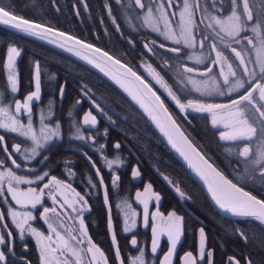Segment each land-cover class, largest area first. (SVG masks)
Instances as JSON below:
<instances>
[{
  "label": "snow or ice",
  "instance_id": "1",
  "mask_svg": "<svg viewBox=\"0 0 264 264\" xmlns=\"http://www.w3.org/2000/svg\"><path fill=\"white\" fill-rule=\"evenodd\" d=\"M117 4H121L124 8H130L132 4L138 6L141 12L137 14V18L142 20L144 26L150 30L156 32L158 35L162 36L165 40H170L174 45L182 46L185 49H194L199 45L201 48H207L209 51L207 55L200 57L194 54H186L181 57L179 53L181 52V47H171L168 51L177 53L175 60L178 64L184 67V73H179V83L180 84H191L193 88L200 92L202 95H212L216 93L218 95H231L233 92L240 93L244 90L243 94H240L238 98H233L230 104H204V103H194L192 100H187L186 103H182L180 98L171 90V87L164 81L163 77L151 65H147V70L149 71L152 78L157 84H160L168 91V95L171 99L178 105L181 111L185 109H195L201 112L212 113V124L217 125L219 123H224V127L228 131H222L220 133V139L223 141L230 142H244L242 144H237L236 146L240 148L237 153L239 157L243 158L245 165V172L248 174L246 178L252 180H258L261 184H264V120H260L256 127L253 123H256L258 117L256 113L259 114L260 118H264V103H259L257 106V100L254 98V93L258 92L259 101L264 102V84L259 82L252 85V81L256 79L259 75L261 80H264V15H261L255 22L249 26L248 22L253 21V12L249 8V0H129L128 5H123L122 0H115ZM0 5H3V0H0ZM87 8V4H84ZM105 7L108 9V14L112 16L111 7L106 3ZM79 15V12H77ZM113 23L116 24L115 17H112ZM129 23L133 30H138L136 25ZM0 24L4 26H10L15 30L26 33L31 36L38 37L42 40H47L49 43L57 44L58 47L66 49L68 52H73L75 55L80 56L81 59L87 60L88 63L94 64L95 67L100 68L101 71H105L101 67L100 63H96L94 57H89L86 54L87 50H91L92 53H99L101 59L107 57L109 61H112L115 65H120L121 68H125L126 72L132 77H135L137 81L151 93L156 101L159 102L158 106L167 115V109L163 108V101L160 97L152 91L151 87L145 83L140 76L136 74L131 68L126 67V65L121 64L120 60L113 59L109 56L107 52H102L101 49L95 48L92 44L85 43L83 40L77 39L75 36L68 35L65 32H59L52 27H45L44 25L34 23L27 19H19L17 16L11 15L9 10H6L5 6H0ZM119 30V24H116ZM210 30V31H209ZM251 31L253 35L260 38L259 46H253V50L256 52L255 63L259 65V71L256 68L249 69L245 55L243 52L249 51L247 47L241 50H237L235 45H241L244 40L248 44H253L252 36L241 35L242 33H247ZM51 34V36L49 35ZM63 37L64 42H60L57 38ZM223 46V49H228L234 54L236 60L239 61V66H243V72L249 73L247 82L241 78H236L234 80L229 79V77H236L237 73L233 68V64L228 62V56L224 54L223 50H218V44ZM68 42H73L69 45ZM157 42L155 40L149 41L144 44V47L149 51L153 52V48L149 45H155ZM77 46L86 50L82 53ZM159 48L163 49L166 47L164 43L158 45ZM215 51V57L212 58L211 52ZM155 55L156 53L153 52ZM20 56V51L14 46H9L7 48V85L6 88L10 86L11 99H6L4 92L0 91V116L4 119L0 120V130H4L5 133H14L19 137L25 138L26 146L23 150L20 144H14L12 152L8 151V147L5 143V137L0 134V150H3L6 157L11 160V164L15 168H20L21 165L17 163L16 159H11L15 153H20L24 160L35 159L41 156L45 149L50 150L51 145L57 140L62 139L61 125L58 121L52 122V104L49 103L47 107L48 115H45V110L39 108V126L35 128L33 126L32 119V104L33 102H38L41 99V70L38 61H33L35 75H34V91L27 94L24 102L22 103L20 99L16 96L18 92V71L16 66V58ZM249 59H251L249 57ZM185 60H195L196 64H211L220 65V74L223 75V84L227 85V88H221L220 84L217 83L216 79H212V85L209 87L208 81H199L195 79L192 74L198 71L195 67H187L184 64ZM223 62V63H221ZM224 65L227 66V72L224 71ZM167 60H165V67H167ZM206 73L212 72V67H206ZM109 74L110 73H106ZM115 79V77H113ZM121 87H125L123 82L120 80L116 81ZM250 86V87H249ZM125 91H128L125 88ZM61 97L63 96V88L60 90ZM87 95V93H85ZM131 94V93H130ZM133 99H136L133 96ZM79 104V101L76 102ZM94 103V102H93ZM75 107V105L73 106ZM96 108L100 109L99 105ZM226 110L225 115L228 117V122H224L222 119L217 117L216 110ZM23 110V113H22ZM20 114H23L27 118V123L25 124L21 118ZM249 114L253 123H249ZM71 116V113H69ZM151 115V113H149ZM154 120L155 116L152 117ZM167 119L171 122L173 128L178 132L179 129L175 125V121L171 119L168 115ZM48 120L49 123H45ZM161 131H165L164 125L160 124ZM97 124L96 117L92 115L91 111L83 117V123H76L72 121V127L70 128L71 139L83 141L88 143L90 141L94 142V137L86 138L83 135V127L86 125L89 128ZM259 129V131H258ZM168 135L169 140H172V136L165 131ZM183 136V134H180ZM255 138V139H254ZM185 143L187 138H184ZM250 144L255 145V150ZM175 146V144H174ZM106 145H100V149L105 148ZM115 147L118 149L120 146L116 144ZM189 147L191 145L189 144ZM180 150V149H178ZM195 152V149H193ZM88 162L94 168L96 175L98 177V183L103 186L104 190V200L106 206L108 205V185L104 184L103 176L100 174V169L96 168L95 162L92 158L87 155V153H82ZM184 155V153H181ZM199 158L200 163L203 167L193 165L197 172L208 181L209 190L212 192L213 198L216 203L225 212H229L235 216L240 217H250L260 222L264 225V199H258L257 196L251 194L250 192L244 191L242 187L237 186L232 180L227 179L220 171H218L207 159L204 158L199 152L196 153ZM185 158L188 157L185 155ZM48 160L47 155L42 156L41 163ZM119 158L116 160H109L104 157V166L109 169V171L114 172L113 164L118 163ZM191 163V161H189ZM65 164H71V161H65ZM0 167H5L4 171H0V203L5 205V208H0V264H6L8 256L6 252L13 251V238L12 231L5 222V214L10 219V222L14 225L15 230H18L19 238L24 239L25 236V225L27 224V232L36 238L39 255L42 260V264H98L102 261V264H109L108 258L104 251L101 250L94 242H92L90 237H87V230L83 220V214L86 211H90V206L88 205V200L86 197L90 193H85L81 195L76 192L71 184L65 183L64 181L58 180L56 176H51L48 171H44L42 174H36L34 179H26L14 171L12 167H6V161L0 159ZM35 171V170H33ZM68 176H74L75 173L71 168H67ZM133 177H138L140 175L139 171L134 170L132 173ZM211 176V180H209ZM45 177H49L48 181L43 183L37 191L36 187H28L27 189H21L20 184L33 185L38 182L45 180ZM239 179H245V177H238ZM120 177L118 175H113L110 183L113 188H118ZM89 185L91 188H96V183L92 182L91 177H89ZM151 188V185H148ZM62 189L71 190L75 197L78 199L73 200L71 203L65 199L63 202L57 200L55 192H60ZM47 190V193L45 192ZM148 189H145V193L139 191L136 192V201L143 205L141 222L145 228L149 227V200L152 198L147 196ZM179 191V189H177ZM5 192L10 194L11 200L15 202L16 205H21L26 207L31 205L32 209H36L37 206H41L42 211L40 216L43 222L47 225V231L54 234L56 237L53 240V235H45L44 232L38 231L35 227L28 223L29 220H35L36 216L33 215L32 211L18 212L15 210L14 206L9 203L8 196ZM183 196V193H180ZM47 195L53 200L54 204H58L60 208H64L65 205L71 207L73 212L77 213L76 219L79 220V226L77 232L82 237H87L88 246L86 249L79 247L83 243V240L78 239L77 235H73L67 229V236L62 234L57 230V227L53 223L51 217L59 216L56 207H47L43 205V198ZM156 200H159V196L156 195ZM125 203L128 209H131V204L127 201H117L116 207L119 209L120 204ZM110 212V206L108 208ZM51 214V216H50ZM137 213L134 209L131 213L124 211L123 217V227L122 231L127 233L130 232L136 226ZM22 217V219H21ZM151 219L154 221L151 226V231L153 233V240L151 245V252L155 254L158 248V241L160 236H166L167 240L170 242L169 250L164 253L162 260L159 264H172L173 256L177 251V245L181 241L183 235V217L178 216L175 212L169 213L168 217L165 218L159 212L152 214ZM131 221V222H129ZM109 229L112 232L111 239L114 245V256L117 264H125V256L127 258V264H154L153 261H146L145 252L143 247L137 248V255L132 256L130 253H126L125 256H121V250L119 244L116 240L115 231L113 229L111 216L109 215ZM245 242L248 241V237L244 232L239 231L238 233ZM7 237V239H6ZM75 242V243H73ZM55 244V247H53ZM130 244L133 247L137 246V239L132 236ZM25 250L27 246L25 245ZM213 251L211 248H207L206 244V233L203 227L199 229V241L197 255L194 256L191 251H188L180 259L182 264H197V261H205L207 257L206 264H213L212 257ZM71 254L74 260H70L67 254ZM91 253V257L86 261L84 256ZM63 256L64 259L61 260L60 257ZM23 264H31V261L26 257H21ZM226 264H241V261L235 256H228L226 259ZM245 264H254V262L247 257H245Z\"/></svg>",
  "mask_w": 264,
  "mask_h": 264
},
{
  "label": "trees",
  "instance_id": "2",
  "mask_svg": "<svg viewBox=\"0 0 264 264\" xmlns=\"http://www.w3.org/2000/svg\"><path fill=\"white\" fill-rule=\"evenodd\" d=\"M25 1L28 0H3V4L6 5L8 9L13 10L14 12L27 16V17H40L44 15L47 17L54 25L65 28L67 30H70L80 36L90 38L92 39L93 36V29L95 28L98 33L100 34V43L106 44L105 39L103 38L102 31L100 28V24L97 23V16H104L106 21L105 23L109 27L110 31L112 32V35H114L115 39L118 42V51H121L122 55L126 57V60L129 61L128 58H132L134 60L137 59L138 54V44L136 43V35H144L145 33L147 35L154 36L157 34L156 32L150 30L143 24H141L140 21H137V14L139 11H141L139 8L135 7L133 4L130 8H124L121 4H117L114 0H83L87 4V9L90 10L89 16L92 18L91 23L88 22L86 19H84L82 16L79 17V15H75L73 13L72 6L70 4V0H30L28 2L29 6ZM77 1L78 4H76L77 12H80L82 10H85L80 2L81 0H73ZM106 3L111 7L112 10V16L115 17L116 23L119 24V29L122 33V36L119 34L118 31H116L113 23L110 20V16L108 14V9L105 7ZM123 5H128L129 0H122ZM128 13V16L126 18L125 14ZM131 20V24L136 25L138 30H128L124 31L125 24ZM137 21V22H136ZM142 21V20H141ZM131 26V25H130ZM145 32V33H144ZM125 37L131 38L135 44L134 48L130 45L129 42L126 41ZM105 47V45H104ZM132 47V48H131ZM25 51H31V53H26L25 56L27 58L31 59V62L34 59H38L40 64L45 67L47 70L52 73L58 74V86L61 84L62 80L66 79V74L69 76V71L65 67H61L60 70H58V63L55 59V56L50 55L48 52H44L38 48H35L31 44H25L24 46ZM225 54L230 53V50L223 49ZM163 54H159V57L162 58L165 62V60L170 62V66L168 67H161V74L162 75H169L171 76V85L174 89V92H176L177 96L180 98V100L184 101L187 98H199L198 93L195 89L190 87V84L184 85L179 83V73H184V67L180 64H178L175 60L176 55L171 54L165 51H161ZM213 52V51H212ZM211 52V56H212ZM231 60H234L233 57L228 56ZM141 59L150 60V58L147 55L140 56L135 62L138 63ZM184 64L186 65V60L184 61ZM172 67V68H171ZM30 65L22 66V74L28 76L29 74ZM241 69V68H240ZM71 75L73 78H80L84 80H89L86 78V75H82L79 71H77L75 68H71ZM241 71V70H239ZM173 72V74H170ZM174 75V76H173ZM185 75H188L185 73ZM51 80V79H50ZM94 80V79H93ZM101 82L99 83L97 80H94L96 84L100 87L101 91L104 93L106 92V86L107 82L101 78ZM73 79H70L68 77V84H72ZM110 94L113 95V93L109 90ZM122 101H117L113 103L112 105L118 109L123 110L125 108V114L126 118L132 119V123H128L125 126L130 128L131 130H128L126 127L125 131V139L127 138L129 140V144L131 147L138 153H141L142 155H139L141 158V164L137 163L139 170H141L143 176L150 180L158 190H160L164 194V200L162 202L163 210H167L168 206L175 209H181L180 203L178 202V199L175 194L171 193L165 186L164 183L160 181V179L156 176V174L148 167H146V160H149L153 162L155 165H157L160 169H165L166 167L168 169H171L172 175L176 177L177 181L183 186V189L188 195V198L185 200V203L189 206V208L199 217L204 219V228L206 230V233L211 236L212 241H231L235 243H241L245 242L244 239L241 238V236L238 234L239 231H242L245 233V235L248 237V241L246 244H238L240 246L239 250L248 257V259L252 260L254 264H264V242L258 239L257 235L256 237L251 234V230L253 229L257 232H263L264 234V226L260 224L259 222L255 221L251 218H246L247 222L244 220V218L241 217H226L223 213L219 212L216 208L212 206V204L208 201L204 191L200 187L197 182H195L192 177L189 175V173L180 165V163L176 160V158L170 156L167 154V149L162 145L160 138L158 137L157 133L153 131V129L144 121V118L138 113V111L125 99ZM83 102V105L81 107L83 108L86 105V102L81 100ZM76 103V102H75ZM75 103H69L62 106V109L64 112L74 110ZM259 103H262L257 99V105ZM80 105V104H79ZM175 115L181 125L184 127V129L187 131V133L191 136V138L201 147V149L209 155L213 159V161L222 169L225 170V172L232 176L237 182H240L243 186L249 187L252 189L258 196H261L264 198V191L257 190L256 188H259L261 190H264V184H261L258 180L257 182L252 179H239L238 177H241L238 174V171H241L244 167V162H241L239 159H234L231 156L230 153H222V150H225L226 147L224 143H221L217 137L218 129L213 127L207 119V115L203 112H190L186 111L183 112L177 108L174 107ZM193 111V110H192ZM111 113V112H109ZM74 115L78 117L79 113L77 111H74ZM256 116L258 117V120L256 123H253L251 114H249V122L253 123L254 127L257 126L260 120H264V118H260L259 114L256 113ZM134 124L141 128L143 127V132L149 133L148 136L142 134H138L136 131V128ZM134 127H133V126ZM259 131V129H258ZM151 133V134H150ZM116 138H118L116 136ZM219 147V148H218ZM78 158V164L76 165L78 173L81 175V186L84 190H87L85 193H90V195L87 196V199L89 201L91 211L87 213L86 217L88 218L89 225L88 229L91 235L99 241L100 243H103V246H105L107 252L109 253L111 257V248L108 241V235L107 231L105 229V211L102 205L101 196H100V190L98 183L94 177V174L91 170V168L88 166V164L85 162L84 158L78 154L75 153ZM211 154V155H210ZM94 158L98 159L97 154H92ZM146 156V158L143 157ZM157 155L162 156L164 158L160 159V163H158ZM57 156V155H56ZM173 158V159H172ZM166 159L170 162H166ZM61 158H56L52 162H49L50 171H55L57 173L59 168V161ZM51 161V160H50ZM126 162L128 163L127 168H117V172L120 177V183H124L126 185H130L132 183L130 177H129V170L131 165L136 162L135 158L131 155L126 157ZM143 164V165H142ZM160 164L163 165V167L160 166ZM242 164V166H241ZM55 168V169H54ZM102 172L104 179L108 185L109 193L111 194V186H110V174L106 170V168L102 167ZM243 174V172H242ZM245 174V172H244ZM247 174V173H246ZM89 177H91L92 182L96 183V188H91L89 185ZM256 185L258 187H256ZM263 192V193H259ZM130 190H128L125 187H122L118 191V195H121L123 197L130 196ZM36 223L42 226V221L39 217H36L35 219ZM200 223L197 222L195 219H192L187 223V229L189 231L185 234L187 236V242L193 243L195 241V231L197 226H199ZM13 229V235L14 238H16V230ZM124 234L118 231V238H119V245L122 250V253L125 255L126 253H132L133 251L130 249V246L128 244V235L123 236ZM264 237V236H263ZM17 240V239H16ZM106 243V244H105ZM182 244H186V238L183 240ZM15 251L17 250L18 243L15 244ZM216 248V251L218 253H222V260L221 263L223 264L225 255L228 251H232L229 244H211ZM134 254V253H133ZM28 258H34L35 257V251L33 249H28V254H24ZM237 256L240 258V256L237 254ZM113 258H111L112 260ZM244 261V260H243ZM23 264V263H21ZM113 264V262H112Z\"/></svg>",
  "mask_w": 264,
  "mask_h": 264
},
{
  "label": "rangeland",
  "instance_id": "3",
  "mask_svg": "<svg viewBox=\"0 0 264 264\" xmlns=\"http://www.w3.org/2000/svg\"><path fill=\"white\" fill-rule=\"evenodd\" d=\"M53 1V0H52ZM82 1V3L80 2V4H81V6L82 7H84V4H85V2L83 1V0H81ZM115 1V0H114ZM263 1L264 0H260V2H259V6H258V8L256 9V13H257V15H256V17H255V11L253 10V8H252V4H255L256 2H254V3H252L250 6H249V8L252 10V12H253V15H254V19H253V21H249L248 22V24H249V26H251L254 22H255V20L256 19H258L261 15H264V3H263ZM26 3H27V5L29 6V4H28V2H30V0H28V1H25ZM34 2H35V0H34ZM142 2H143V0H142ZM70 4H71V6H72V9H73V13L77 16V13L75 12V6H76V4H78V2L77 1H73V0H70ZM134 5V4H133ZM135 7H137L138 8V6H136V5H134ZM85 8V7H84ZM142 11V10H141ZM141 11H139V12H141ZM89 12H90V10L89 9H85V10H82V11H80L79 12V17L80 16H82L84 19H86L88 22H90L91 23V21H92V18H90V16H89ZM128 16V13H126L125 14V17L124 18H126ZM96 20H97V23L98 24H100L102 21H106V19H105V17L104 16H101V17H98L97 16V18H96ZM137 21H140L141 22V24H143L142 23V21L140 20V19H138L137 18ZM136 21V22H137ZM124 29H126V30H124V31H128V30H133V28L128 24V22L125 24V26H124ZM133 31H136V30H133ZM210 31V30H209ZM145 33V32H144ZM110 34V33H109ZM111 35V34H110ZM146 35V33L144 34V35H141V33L139 34V35H136V37H137V40H139L140 38H142V37H144ZM242 36L243 35H248V36H252V38H253V44L252 45H250V44H248L247 43V41L246 40H244L243 42H242V44L241 45H237V46H240L242 49L244 48V47H247V49H249V51H246V52H243L242 54L243 55H245V58H246V63H251L252 61H251V59H249V57L251 56V55H253V58H254V60L256 59V52L253 50V46L255 45V46H259V42H260V38L258 37V36H255V35H253V33L251 32V31H249V32H247L246 34L245 33H242L241 34ZM163 40H164V42L162 41V40H158L157 38H154L153 36H151V35H149V37H146V38H144L143 39V41H144V43H142V47H141V49L143 50L142 51V53H143V55H147L149 58H150V60H143V62H141L143 65H144V70L145 71H147V72H149L148 70H147V65H151V67L153 68V69H155L157 72H159V73H161V67H164L165 66V62H164V60L162 59V58H160L159 57V54L161 53V54H163L161 51H165V52H168V53H171V54H175V55H177V53H173V52H171V51H168V48H171V47H181V52L179 53V55L181 56V57H183V56H185L186 54H194L195 56H200V57H202L203 56V54H205L206 52L203 50V49H201V47L199 46V45H197V47L196 48H194V49H185V48H183L182 46H178V45H174L170 40H165L162 36H160ZM149 39H153V40H156V41H158L159 43H164L165 45H166V47L167 48H163V49H161V48H159L158 47V44H155V45H149L150 47H152L153 48V52H155L156 54L154 55L153 54V52H149L148 50H145V47H144V44L145 43H148V40ZM112 44L116 47V44H115V42L114 41H112ZM218 44V50H222V45H219V42L217 43ZM233 45H235V44H233ZM22 46L24 47L25 46V44H22ZM110 50H112V49H110ZM208 49H207V53H208ZM225 54V53H224ZM250 55V56H249ZM163 56H165L164 54H163ZM215 57V52L213 51L212 52V58H214ZM191 62H193V63H196L195 62V60H190ZM221 63H223V62H221ZM167 64H168V66H170V62L169 61H167ZM167 66V67H168ZM209 66H212V72L209 74V76H207V75H203L201 78H199L198 76H196V75H194L193 73L192 74H189V75H193L194 77H195V79H197V80H199V81H208V83H209V87H211V85H212V79L213 78H215L213 75H215L216 73H217V69H218V72H219V70H220V65H218V67L216 68V66L214 65H211V64H208V63H206L205 64V66L204 67H209ZM254 68H256V70H257V72L259 71V65L258 64H256V63H254ZM172 68V67H171ZM233 68H234V70L236 71V67H235V65H233ZM224 71H225V73L227 72V66L226 65H224ZM170 74H173V72H171ZM174 76V75H173ZM248 76H249V73H247V77H246V79H243V78H241V77H239V76H236V77H229V79H230V81L231 80H234V79H236V78H241V79H243V80H245V82L247 81V79H248ZM257 76H259V75H257ZM221 78L223 79V75H221ZM163 79H164V81L170 86V87H172V85H171V83H170V81H171V76H169V75H165V76H163ZM216 79V78H215ZM216 81H217V83H219L218 82V80L216 79ZM257 82H259V83H261V84H264V80H261L260 79V77L258 78V79H255V80H253V84L252 85H255V83H257ZM221 86V85H220ZM223 88H227V85H224L223 87H222V89ZM194 89V88H193ZM166 90V89H165ZM171 90H172V88H171ZM167 91V90H166ZM173 91V90H172ZM76 92H77V90L75 89V88H70V89H68V93L65 95V97H64V101H63V105H65V98L69 95V93H70V95L72 94L73 96L76 94ZM168 92V91H167ZM174 92V91H173ZM175 94H176V92H174ZM214 95H218V94H216V93H213ZM177 95V94H176ZM254 95L257 97V99H259L258 98V92L257 93H254ZM171 98V97H170ZM23 101L25 100V97H24V99H22ZM194 103H204V104H213V102L212 101H208V102H203V101H201V100H192ZM174 102V101H173ZM49 103L50 102H47V103H45L44 105H43V107H48V105H49ZM182 103H186V101L185 102H182ZM230 104V103H229ZM62 112L63 111V109L62 108H60V109H58L57 110V114L59 113V112ZM225 111L226 110H223V109H220V110H216V114H217V117L218 118H220V119H222L224 122H228V117L225 115ZM64 112V111H63ZM212 113H210L209 112V116H210V121H211V123H212ZM67 120L69 119V117L67 116V115H65L64 116ZM4 119V117H1L0 118V120H3ZM128 118H123V120H117V127L122 131H119L118 129H114L112 132H111V135L112 136H117V134L119 133V132H121L123 135H125V133H126V131H125V129H126V127L127 126H125L126 124H128V123H131V124H133L132 123V119H129V120H127ZM128 122V123H127ZM133 126V125H132ZM134 126H135V128H136V131H137V133L138 134H142L143 135V137H144V135H146V136H148V138H149V134L147 133V132H143V127H141V128H138L135 124H134ZM133 126V127H134ZM216 126H221V129H222V131H228V129H226L225 127H224V123H219V124H217ZM128 128V127H127ZM128 130H131L130 128H128ZM151 134V133H150ZM122 137V136H121ZM255 139V138H254ZM125 141L126 142H129V140L126 138L125 139ZM120 147H119V150H118V152H123L124 153V155L127 157V156H129V155H131V156H134V157H136V158H138L139 160H140V163H141V158H140V156L139 155H142L141 153H137L133 148H131V147H129V146H127V145H125V144H123V143H121L120 145H119ZM250 146L251 147H253V149H254V144H250ZM238 150L240 151V148H238ZM223 152H225L226 153V151L225 150H223ZM101 157V161L104 163V157H106V156H100ZM143 157L144 158H146V156H144L143 155ZM118 157H117V155H115L113 158H108L107 157V159H109V160H116ZM0 159H3V158H1V156H0ZM124 159V158H123ZM125 160V159H124ZM78 158H76V163L78 164ZM146 162H147V160H146ZM145 162V163H146ZM76 164V165H77ZM115 164V163H114ZM143 165V164H142ZM116 166V165H115ZM6 167H8L7 165H6ZM113 167V166H112ZM146 167H147V164H146ZM75 168H76V166H75ZM113 168H115V167H113ZM242 169V171L243 172H245V168H241ZM5 170V167H0V171H4ZM76 170H77V168H76ZM15 171V170H14ZM16 172V171H15ZM246 173V172H245ZM77 174H78V176L81 178V175L78 173V171H77ZM113 175H115V173L113 174ZM240 176H241V174H239ZM113 177V176H112ZM129 177H130V179H131V173H130V170H129ZM48 179H49V177L47 178V179H45L44 181H42L41 183H39V184H37V185H34L33 187H36L37 188V191H39V189H40V187H42L43 186V183H45V182H47L48 181ZM58 180H61V179H59V178H57ZM61 181H64V180H61ZM66 181L69 183V184H72L74 181H75V178H74V176H67V178H66ZM66 181H64L65 183H67ZM132 181V180H131ZM136 185H137V183H135V182H133L132 181V183L130 184V185H126V184H124V183H120L119 182V186H118V189L120 190L122 187H125V188H127L128 190H130V192H132L134 189H135V187H136ZM20 187V186H19ZM21 189H24V187H20ZM72 188H74V187H72ZM75 189V188H74ZM114 189V188H113ZM257 190H260V191H264V190H261V189H259V188H256ZM70 190V189H69ZM69 190H64V189H62L60 192H55L54 194L56 195V197H57V200H59V201H61L62 202V200H61V198H64V199H67L68 200V202L69 203H71L73 200H75V199H78L77 197H75V195H74V193H72L71 195H68V194H70L69 192ZM75 191L76 192H78L76 189H75ZM45 192L47 193V190H45ZM72 192V191H71ZM79 193V192H78ZM259 193H263V192H259ZM82 195V194H81ZM67 196H69V197H67ZM116 197H114V198H111V212H112V217H113V219H114V222H115V224H116V227H117V229L118 230H122V225L120 224V225H118L119 223H121L120 221H121V219L122 218H120V216H124V211H126V209H124L122 206L118 209L117 207H116ZM126 201H128V200H126ZM130 203V202H129ZM43 205L44 206H47V207H56V209H57V212L60 214L59 216H56V217H51L52 219H53V223L55 224V226L57 227V230L58 231H60L62 234H64L65 236H67V232L65 231L66 229L69 231V232H71L73 235H77V238L78 239H81V240H83V243L82 244H80L79 245V247L80 248H82V249H86V247L88 246V242H87V237H89V235H88V233H87V237H82V236H80L79 234H78V232H77V229H78V226H79V220L78 219H76V217H77V213L76 212H73L72 211V209H71V207H68V206H66V207H64V208H60L59 207V205L58 204H54L53 203V200L51 199V198H49L47 195H45V197L43 198ZM39 206V205H38ZM14 208H15V210L16 211H18V212H21V213H23V212H27V211H32L33 209L31 208V205L29 204V205H27L26 207H22L21 205H17V206H14ZM132 209H134L135 211H136V209H135V207L133 206V205H131V209H129L130 210V213H131V210ZM42 211V208H41V206H40V212ZM90 212H92L91 210H90ZM50 216H51V214H50ZM21 219H22V217H21ZM84 220V219H83ZM244 220L247 222V220H246V218H244ZM129 222H131V221H129ZM28 223L29 224H31V220H29L28 221ZM85 224V223H84ZM112 224H113V222H112ZM32 225V224H31ZM33 226V225H32ZM47 226V225H46ZM27 227H28V225L26 224L25 225V233L27 232ZM113 229H114V231H115V228L113 227ZM38 230V229H37ZM251 230V234L253 235V236H255L256 237V235L258 236L257 238L258 239H260L261 241H263L264 242V234H263V232H257V231H255V230H253V229H250ZM3 230H1L0 229V232H2ZM38 231H40V230H38ZM41 232H44V234L45 235H53V240H55L56 239V237L54 236V234H51L50 232H48L47 231V227H46V229L44 230V231H41ZM34 237V236H33ZM35 238V237H34ZM6 239H7V237H6ZM36 239V238H35ZM20 240L21 239H19V240H16L15 241V243H20ZM92 240V239H91ZM142 241H143V244H149L148 243V239L147 238H143L142 239ZM92 242H94L93 240H92ZM73 243H75V242H73ZM106 244V243H105ZM97 245V244H96ZM3 246H0V248H2ZM53 247H55V244H53ZM33 249V248H35V250H36V252H37V255H35V257L32 259L31 258V264H42V260H41V257H40V255H39V247H38V244H28V249ZM166 249L165 248H163L162 249V251H161V253H160V256H162L166 251H165ZM20 251H22V249H19V247H17V250L15 251V246L13 247V251H12V253L15 255V252H17V254L19 255L20 254ZM104 253H105V255L107 256V258H108V261H109V257H108V255H107V253H106V251H104ZM70 254V253H69ZM6 255H7V253H6ZM71 255V254H70ZM81 255L82 256H84V259L87 261L90 257H91V253H88L87 255H84V253H81ZM137 255V254H136ZM8 256V255H7ZM64 259V257H62V259L61 260H63ZM70 260H74V257H71L70 258ZM149 261V260H148ZM21 263H23L22 261H17V260H15V259H13L12 257H10V256H8V260L6 261V264H21ZM98 264H102V261H100V262H98Z\"/></svg>",
  "mask_w": 264,
  "mask_h": 264
},
{
  "label": "water",
  "instance_id": "4",
  "mask_svg": "<svg viewBox=\"0 0 264 264\" xmlns=\"http://www.w3.org/2000/svg\"><path fill=\"white\" fill-rule=\"evenodd\" d=\"M11 15L17 16L19 19H27L30 20L34 23H38L41 25H44L45 27H52L43 23H39L35 20L26 18V17H22L16 14H13L10 12ZM9 27L11 29H13L10 26H6ZM54 28V27H52ZM59 32H64L62 30H59L57 28H54ZM15 30V29H13ZM18 31V30H15ZM66 33V32H65ZM68 34V33H67ZM51 36V34H49ZM71 35V34H68ZM31 36V35H30ZM73 36V35H72ZM35 37V36H33ZM37 39H39L38 37H35ZM79 40H82L78 37H76ZM60 42H64V38L63 37H58L57 38ZM42 40V39H40ZM45 41L47 43H49L47 40H42ZM84 41V40H83ZM85 43H89L87 41H84ZM69 45H71L73 42H68ZM52 44L53 46H57V44H53V43H49ZM92 44V43H89ZM95 48H99L101 49L102 52H107L106 50L102 49L101 47H98L94 44H92ZM60 48V47H58ZM77 48L82 52L85 53L86 50L80 48V46H77ZM66 52H68L66 49L60 48ZM71 53L73 56H75L76 58L82 60L83 62H85L86 64H88L89 66H91L92 68H94L95 70H97L98 72H100L102 75H104L108 80H110L115 86H117V88H119L121 91H123L126 96L138 107V109L143 113V115L148 119V121L151 123V125L158 131V133L162 136V138L164 139V141L168 144V146L174 151V153L179 157V159L182 161V163L185 165L186 169L189 171V173L196 179V181L201 185V187L203 188V190L205 191L208 199L210 200V202L221 212L226 213V214H230L233 215L229 212H225L223 209L220 208V206L216 203L215 199L213 198L212 192L209 190V185H208V181L205 180V178L203 176H201L199 174V172H197L196 168L193 167V165H197L200 167H203V165L200 163L199 158L196 156V153L199 152L202 156H204L205 159H207V157L190 141V139L188 138V136L184 133V131L181 129V127L178 125V123L175 121V119L173 118V116L170 114L169 110L167 109L166 105L163 102V108L167 109V115L165 114V112L158 106L159 102L155 100V98L151 95L150 92H148V90L146 88H144V86L141 84L140 81H137L135 79V77H132L129 73L126 72L125 68H121L120 65H115L112 63V61H109L107 59V57H103L101 59L100 54L99 53H92L91 50H87L86 54L89 57H94L95 62L96 63H100L101 67H103L105 69V71H101L100 68H97L94 66V64H90L87 62V60L81 59L80 56L75 55L73 52H69ZM109 54V56H112L113 59H118L115 56L111 55L109 52H107ZM120 60V59H118ZM121 64L126 65V67L131 68L127 63H125L124 61L120 60ZM132 69V68H131ZM133 70V69H132ZM134 71V70H133ZM136 72V71H134ZM106 73H110L106 74ZM136 74L138 76H140L137 72ZM113 77H115V79H113ZM141 77V76H140ZM142 78V77H141ZM120 80L123 82L125 87H121L120 84H118L116 81ZM142 80L147 83L143 78ZM148 84V83H147ZM149 85V84H148ZM150 86V85H149ZM151 87V86H150ZM125 88L128 89V91H125ZM152 91L156 93V91L151 87ZM131 93V94H130ZM157 96H159L156 93ZM133 96L136 97V99H133ZM160 97V96H159ZM160 100L162 101V99L160 98ZM149 113H151V115H149ZM170 115L171 119L175 121V125L178 127L179 131L177 132L175 128H173L171 122L167 119V116ZM155 116L156 119L154 120L152 117ZM157 121L160 122V124L164 125L165 131L168 132L171 136H172V140L170 141L168 138V135L165 134V131H161L160 130V126L158 125ZM183 134V136H181L180 134ZM187 138V142L185 143L184 138ZM175 144V146H174ZM189 144L191 145V147H189ZM180 149V150H178ZM193 149H195V152L193 151ZM184 153V155H182L181 153ZM185 155L188 157V159L185 158ZM209 163H211L213 165V167H215L218 171H220L227 179H229L221 170H219L209 159H207ZM191 161V163L189 162ZM97 176V175H96ZM209 180H211V176H209ZM233 182V181H232ZM235 183V182H233ZM236 184V183H235ZM239 186V185H237ZM240 187V186H239ZM244 189V188H243ZM244 191H247L246 189H244ZM102 192H103V197H104V190H103V186H102ZM249 192V191H247ZM251 193V192H250ZM252 194V193H251ZM254 195V194H253ZM256 196V195H255ZM258 199H261L260 197L257 196ZM104 200V198H103ZM104 206L107 212V229L109 231L110 237L112 235V232L109 229V215L111 216V210L109 212L108 208H109V200H108V205L106 206L105 204V200H104ZM235 216V215H233ZM112 221V218H111ZM113 225V224H112ZM198 241H199V234H198Z\"/></svg>",
  "mask_w": 264,
  "mask_h": 264
},
{
  "label": "flooded vegetation",
  "instance_id": "5",
  "mask_svg": "<svg viewBox=\"0 0 264 264\" xmlns=\"http://www.w3.org/2000/svg\"><path fill=\"white\" fill-rule=\"evenodd\" d=\"M258 6H259V3L257 2L256 4H255V10L254 11H256V9L258 8ZM253 17H254V15H253ZM144 39V38H143ZM217 43H218V41H216ZM139 44H141V40H139L138 41V45ZM201 49H203L206 53L204 54V56L205 55H207V48H201ZM142 50V49H141ZM143 51V50H142ZM215 52V51H214ZM202 58H203V56H202ZM203 65V64H202ZM248 67H249V64H248ZM204 68V67H203ZM33 107H34V104H33V106H32V110H33ZM184 196L186 197V194H184ZM123 199H122V197L121 196H119L118 198H117V200H116V203H117V201H122ZM188 212V211H187ZM166 214L165 215H169V213H171L170 211H166L165 212ZM179 214H182V213H180L179 212ZM188 214H190L189 212H188ZM187 213H186V222H187V220H188V218L187 217H191V216H189ZM164 215V216H165ZM183 217H184V215H183ZM184 221H185V217H184ZM185 225V224H184ZM209 236V235H208ZM209 242H208V244H229V246L231 247V249H232V251H228L227 252V254L225 255V258H224V262H223V264H225V260H226V257L228 256V255H239L240 256V258L239 257H237L240 261H241V264H245V257L246 256H244V254L239 250V248H240V246L238 245V244H246L247 242H241V243H235V242H231V241H212V239H211V236H209ZM186 244H188V242H187V236H186ZM186 244L183 246V244L181 245V248L182 249H186L185 247H186ZM214 256H215V258H217L218 259V261L221 263V260H222V256H223V254L222 253H218V252H215L214 251ZM147 259L148 260H152L153 259V257L152 256H147ZM244 260V261H243ZM213 264H216V262H215V259H214V257H213Z\"/></svg>",
  "mask_w": 264,
  "mask_h": 264
}]
</instances>
